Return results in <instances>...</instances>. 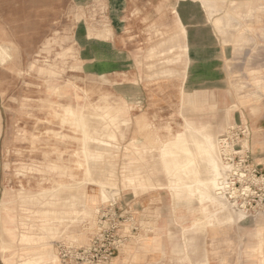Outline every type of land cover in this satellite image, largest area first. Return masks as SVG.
Returning a JSON list of instances; mask_svg holds the SVG:
<instances>
[{
  "label": "rangeland",
  "instance_id": "obj_1",
  "mask_svg": "<svg viewBox=\"0 0 264 264\" xmlns=\"http://www.w3.org/2000/svg\"><path fill=\"white\" fill-rule=\"evenodd\" d=\"M224 16L229 23L218 26ZM198 26H210L223 47L233 44L217 69L229 94L225 107L193 83L198 67L191 66L186 43ZM177 29L186 51L176 41ZM201 32L198 36L206 37ZM0 43L13 54L0 63V264H22L25 252L41 245L20 240L4 252L5 215H15L16 234L30 231L24 223L31 216L28 208L35 207L23 197L59 181L74 184L71 191L64 189V196L74 198L59 204L68 219L47 238L58 263L67 264L60 255L63 245L89 244L105 208L107 227L116 224L122 239L109 264H119L120 252L122 264H264L259 254L264 214L245 215L230 203L231 213L243 218L222 222L221 213L208 218L214 212L210 203L178 200L164 170L171 156L160 148L186 117L213 123L221 135L236 124L234 110L243 118L238 122L251 127L254 153L264 146V0H0ZM52 104L68 112L65 124L60 117L47 122ZM119 106L128 108V115L114 109ZM37 118L41 132L34 145L24 133L34 131ZM78 125L105 138L114 133V159L107 151L102 167L93 161L94 167L78 169L76 161L85 159L82 138L95 149ZM49 138L59 146L55 157L63 159L61 167L72 165L74 177L63 170L49 175L43 166ZM127 155L138 157L135 169L154 185L125 184ZM109 161L116 165L104 197L96 186ZM90 186L98 196L90 198L93 211L85 215Z\"/></svg>",
  "mask_w": 264,
  "mask_h": 264
},
{
  "label": "bare ground",
  "instance_id": "obj_2",
  "mask_svg": "<svg viewBox=\"0 0 264 264\" xmlns=\"http://www.w3.org/2000/svg\"><path fill=\"white\" fill-rule=\"evenodd\" d=\"M215 8V7H214ZM217 11V10H216ZM229 17L226 16L222 18H218V26H222L229 23ZM181 24V23H179ZM177 38L176 41H180V47L186 51V45L182 43L183 38L180 33L176 32ZM175 61L174 59H170L169 62ZM172 71V70H171ZM169 74H174L175 72L164 70L161 72ZM47 122H52L53 117H60L62 121H68V112L64 109L59 111L54 105L49 106ZM64 108V107H63ZM119 113L123 114V116L128 115L129 109L119 106L114 108ZM112 109H108V112H111ZM73 114V113H72ZM254 114V113H253ZM91 119V117H90ZM37 118L36 123L34 124V131L32 133L29 130H25L24 138H31V143L36 145L39 141V134L41 132V128L38 125ZM129 117L125 118L122 123L128 125ZM183 128L180 129L177 133H171V137L168 138L165 143L160 147L162 154L164 156H171L170 162L165 163V172L167 176L170 178L169 188L173 189L174 195L178 200H181L182 197L189 204H192L194 200H198L203 204L205 202L210 203L214 207V212L209 214L208 218L212 219L218 213H221L222 216L220 220L222 222H226L227 220H234V223H238V221L243 218L242 216H236L231 213L229 209L230 203L226 201L224 196L219 190V180L223 175V161L222 155L220 154V135H218L213 123L211 122H203L198 121L197 119L185 118V122L182 123ZM81 127L82 132L90 131V128L84 127L82 125H78ZM85 132L84 135H89L90 142L93 144L95 149H90L87 146L86 138H82L84 143L83 148V156L85 159H78L76 161V165L78 169L94 167L97 164L107 163V151L110 158L114 159L113 151L115 135L114 133H109L107 138L102 136L101 133H91ZM46 144L48 147L44 150L43 156L45 162H43V166L50 173H54L58 170H63L62 174H67L71 176H75L74 167L72 165H66L65 167H61V159L59 156L55 157V154L59 151V146L56 142L52 143L50 138L47 140ZM107 145V147H103ZM129 157V161L124 165V173H125V184L129 185V187L134 185H145V182H150L152 179L144 178L137 172L136 166L138 164V157ZM95 162V165H90L89 162ZM115 163L109 161V167H106L103 171L104 176L102 181H100V186H96L99 189L100 195H106V191L104 190L105 184L109 181V177L114 174ZM204 166V170L203 167ZM97 167V166H96ZM67 170H69L67 172ZM136 171V172H135ZM85 173V172H84ZM87 176V174H86ZM86 179V178H85ZM86 181V180H84ZM110 184V183H109ZM149 185L154 183L150 182ZM73 183L69 184L66 182H58L53 187L47 188L43 187L39 190L37 195H26L23 197L26 198V201L34 204L35 208H28L31 216H27L26 219L29 223L25 222V225H28L30 231L26 230L22 232L21 235L16 234L15 229L13 228V223H15V215L12 213H8L3 218L2 222L4 225V238L3 241V251L6 252L9 248L15 246L18 241H28L40 242V247L38 249H34L30 252H25L22 264H62L58 263L57 256L53 255V253L47 248V238L50 236H54L59 230L61 225H64L67 217L63 213L59 211V204L67 199L74 198V194L71 196H64V189H69L71 191L73 189ZM96 188L89 187V192L87 194L86 201H83L84 212L82 214L88 215L92 214L93 204H91L94 195L98 196L96 192ZM86 193V192H85ZM26 194L24 191L21 192L20 195ZM92 196V197H91ZM75 198H82L81 196L75 195ZM92 198V200L90 199ZM11 200L9 197L7 201L2 203V205L7 206V202ZM83 200V198H82ZM91 202V203H90ZM9 203V202H8ZM64 210L66 205H63ZM7 208V207H6ZM208 206L204 205L202 210L207 211ZM5 209V208H4ZM78 213V212H75ZM80 214V213H79ZM74 217L70 218L71 220ZM35 220V221H33ZM238 220V221H237ZM257 220V219H256ZM248 220L242 219V223L246 224ZM36 222V223H35ZM12 223V224H9ZM68 228V227H67ZM35 231L31 232V231ZM257 236L260 237L261 232L257 231ZM249 238V237H248ZM259 242V254L264 256V239L260 237ZM32 249V248H30ZM264 258V257H263ZM55 259V260H54ZM264 263V259L262 260Z\"/></svg>",
  "mask_w": 264,
  "mask_h": 264
},
{
  "label": "built area",
  "instance_id": "obj_3",
  "mask_svg": "<svg viewBox=\"0 0 264 264\" xmlns=\"http://www.w3.org/2000/svg\"><path fill=\"white\" fill-rule=\"evenodd\" d=\"M220 138L224 165L218 185L220 192L234 209L245 215L264 214V169L256 160L250 125L247 122L231 125ZM104 210L100 211L99 230L88 245H59L67 264H109L120 248L122 239L117 237V225L107 227L104 216L108 214Z\"/></svg>",
  "mask_w": 264,
  "mask_h": 264
},
{
  "label": "crops",
  "instance_id": "obj_4",
  "mask_svg": "<svg viewBox=\"0 0 264 264\" xmlns=\"http://www.w3.org/2000/svg\"><path fill=\"white\" fill-rule=\"evenodd\" d=\"M196 28L197 29L195 31L193 30L189 32L188 43H186L188 44V50L190 51L191 55V66L192 68L198 67L193 71V83L194 85L196 84L197 87H201L206 91L212 92V96L214 97L218 105L221 106V104L224 103V98H226L229 94L227 93L228 91L225 90V86L222 84L225 81V78H223V75L221 76V74H219L217 69L220 61L226 60L224 59L226 57H223V51L226 56V52H228L229 48H233V44L229 42V44L227 43L223 47L221 44L216 43L215 33L210 26H198ZM201 29L202 31H205L201 33H205L206 37L198 36ZM12 58L13 54L9 46L4 43H0V63ZM202 67L205 68H203L201 73H198L196 70L201 69ZM205 72H207V74ZM234 111L235 113L233 120L236 122V124L241 123L238 122L240 120H243L241 114H239L237 110ZM258 150V152H255L257 158L256 160L257 163L261 164L262 168L264 169V146L262 147V145H260V148H258ZM120 253L121 254L116 259L117 263L122 264L124 263V254L122 252Z\"/></svg>",
  "mask_w": 264,
  "mask_h": 264
}]
</instances>
